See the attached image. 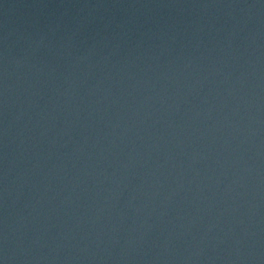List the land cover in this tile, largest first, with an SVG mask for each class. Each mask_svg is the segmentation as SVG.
Wrapping results in <instances>:
<instances>
[{"label":"water","instance_id":"95a60500","mask_svg":"<svg viewBox=\"0 0 264 264\" xmlns=\"http://www.w3.org/2000/svg\"><path fill=\"white\" fill-rule=\"evenodd\" d=\"M0 264H264V0H0Z\"/></svg>","mask_w":264,"mask_h":264}]
</instances>
